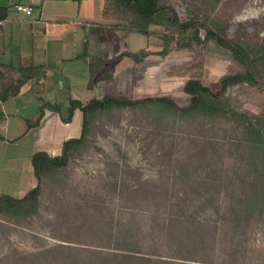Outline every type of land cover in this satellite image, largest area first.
Wrapping results in <instances>:
<instances>
[{
    "label": "rangeland",
    "instance_id": "obj_1",
    "mask_svg": "<svg viewBox=\"0 0 264 264\" xmlns=\"http://www.w3.org/2000/svg\"><path fill=\"white\" fill-rule=\"evenodd\" d=\"M161 3L174 6L182 19L190 14L223 24L232 40L252 45L264 42V0H161ZM106 20L122 23L113 18ZM162 30L153 27L151 34L145 35L150 51H162L158 37ZM150 57L158 62V70H147L144 77L147 82L154 78L156 84L150 93L145 91L148 86H144V93L142 86L133 85L137 96H141L138 98L168 96L182 107L191 105V97L183 92L188 80L199 79L218 93L222 90L221 78L241 69L231 54L214 42L204 49L184 50L174 43L167 56ZM115 92H119L118 87L100 84L88 100L118 95ZM222 101L227 112L214 117L201 114L181 120L170 113L129 109L99 115L92 125L87 147L75 155L63 172L44 177L39 214L16 224L0 218V264H77L78 255L58 246L91 247L100 243L101 229L108 228L111 216L123 224L132 215L138 221H149L145 211H154L155 207L144 198L165 192L175 195L181 189L179 174L188 164L199 166L211 160L228 171L211 176L214 179L249 166L250 161L238 162L241 159L236 158L237 150L231 142L241 137L250 124L264 133V92L246 84L235 85L227 90ZM67 131L70 132L65 130V135ZM35 146L32 143L25 150ZM193 174L206 176L200 171ZM17 182L22 184V180ZM8 186L4 178L0 188L7 190ZM222 215L223 209L217 214L214 208H208L199 217L211 223L218 220L225 230ZM229 237L224 235L215 251L203 248L198 254L182 255L201 261L211 254L219 261L264 264V220L255 221L242 241H228Z\"/></svg>",
    "mask_w": 264,
    "mask_h": 264
},
{
    "label": "trees",
    "instance_id": "obj_2",
    "mask_svg": "<svg viewBox=\"0 0 264 264\" xmlns=\"http://www.w3.org/2000/svg\"><path fill=\"white\" fill-rule=\"evenodd\" d=\"M56 1V0H55ZM82 1V0H78ZM103 17L122 21L115 26L151 34L153 27L163 30L158 35L161 41V52L155 53L148 46L136 52H122L114 60L127 57L134 63H143L151 55L162 57L170 53L172 44L178 49L206 48L214 42L216 46L231 54L240 71L221 78L222 90L218 93L205 86L199 79L188 80L183 92L191 97V105L180 106L168 96H152L134 98L125 95L106 94L102 99L83 101L71 99L65 123L72 121L75 113L82 114V130L78 138H70L63 144L60 156H51L45 151L37 152L31 160L38 184L25 196L17 198L8 194H0V218L8 219L12 224L19 223L37 216L40 212V202L43 193V179L56 175L68 168L72 159L90 143L89 136L92 125L99 115L115 110H141L157 112L160 115L170 113L183 119H193L197 115L217 116L227 110L224 102L227 90L231 86L246 84L251 88L264 92V42L255 45L247 41L228 38L223 24L214 20H202L199 16L190 14L182 19L177 9L172 5H163L161 0H103ZM6 9H0V20ZM105 62L97 57H91L89 89L99 82H111L113 73L109 66L100 74ZM0 82L5 78L1 71ZM34 68H19L21 78L9 89L0 92V102L20 93L21 86L31 78L38 76ZM62 106L43 101L41 115L38 120L28 122L29 129L39 126L47 110L61 113ZM0 114V122L4 120ZM0 134V141H5ZM238 161L249 166L232 174L220 169L211 160L198 165L188 164L179 177L180 191L175 195L165 193L146 196L145 202L154 205V211H145L149 221H138L135 215L127 224L118 222L111 216L108 228L101 229L100 243L91 247L58 246L60 250L78 255L77 264H238L232 261H219L211 254L207 259L199 261L182 254H198L199 250L209 248L215 251L224 235L230 236L228 241H242L250 226L257 220H264V133L254 124H250L231 142ZM231 152V151H230ZM204 155V154H202ZM224 168V167H221ZM192 170V172H191ZM205 172L206 176H198L193 172ZM209 174V175H208ZM243 174H246L244 176ZM178 179V178H177ZM178 181V180H177ZM176 181V182H177ZM188 189H185L187 188ZM183 190V191H182ZM214 192L209 193V191ZM214 208L219 214L223 209L222 221L204 219L199 214ZM131 213H134L133 211ZM148 241H153L149 243ZM197 246L199 247L197 248Z\"/></svg>",
    "mask_w": 264,
    "mask_h": 264
},
{
    "label": "crops",
    "instance_id": "obj_3",
    "mask_svg": "<svg viewBox=\"0 0 264 264\" xmlns=\"http://www.w3.org/2000/svg\"><path fill=\"white\" fill-rule=\"evenodd\" d=\"M18 5L32 6L34 11L26 15L17 11ZM103 8V0H0V9H6L0 20V62L5 75L0 92L21 78L19 68H34L38 73L21 86L19 94L0 102V114L5 117L0 134L6 139L0 141V187L4 178L9 184L7 190L0 188V194L25 196L38 184L32 157L40 151L60 156L64 142L80 136V111L71 122L63 120L69 116L71 99L89 101V94L100 84L116 86L119 92L115 93L133 94L134 98L141 97L135 85L142 86V92L144 86H148L145 91L153 92L156 81L147 82L144 76L147 70H158L156 59L150 57L139 64L127 57L113 59L122 52L147 47L146 34L115 26L103 17ZM91 57L105 62L100 74L109 66L114 76L112 82H99L92 90ZM43 101L60 104L61 113L47 110L39 126L29 129L28 122L40 117ZM65 130L70 132L65 135ZM71 134L75 136L69 137ZM32 143L35 148L25 150ZM20 180L22 184L17 182Z\"/></svg>",
    "mask_w": 264,
    "mask_h": 264
},
{
    "label": "built area",
    "instance_id": "obj_4",
    "mask_svg": "<svg viewBox=\"0 0 264 264\" xmlns=\"http://www.w3.org/2000/svg\"><path fill=\"white\" fill-rule=\"evenodd\" d=\"M17 11L23 12L26 15H31L34 11V8L32 6H29V5H18Z\"/></svg>",
    "mask_w": 264,
    "mask_h": 264
}]
</instances>
